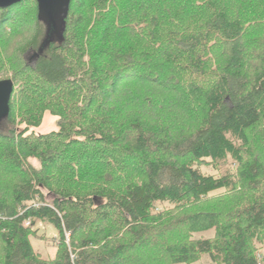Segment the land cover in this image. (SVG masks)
Listing matches in <instances>:
<instances>
[{"label": "trees", "instance_id": "16d2710c", "mask_svg": "<svg viewBox=\"0 0 264 264\" xmlns=\"http://www.w3.org/2000/svg\"><path fill=\"white\" fill-rule=\"evenodd\" d=\"M0 78V264H264V0H24Z\"/></svg>", "mask_w": 264, "mask_h": 264}, {"label": "water", "instance_id": "95a60500", "mask_svg": "<svg viewBox=\"0 0 264 264\" xmlns=\"http://www.w3.org/2000/svg\"><path fill=\"white\" fill-rule=\"evenodd\" d=\"M22 1L24 0H0V9L10 8ZM35 2L39 17L47 24L49 38L58 37L71 0H35ZM12 92V80H0V124L9 116Z\"/></svg>", "mask_w": 264, "mask_h": 264}, {"label": "rangeland", "instance_id": "374dc122", "mask_svg": "<svg viewBox=\"0 0 264 264\" xmlns=\"http://www.w3.org/2000/svg\"><path fill=\"white\" fill-rule=\"evenodd\" d=\"M31 4L33 5L32 2H31ZM24 8H25V10L19 11V15L21 17L28 16V13L31 14V12H30V10L32 8L31 5L26 4V5H24ZM153 11H155V10H153ZM117 35H118V38L122 37V35H120V34H117ZM124 40H128V41H131V42L132 41H136V42H138L139 45H144L146 43L144 40H141L137 36H135L134 38H133V36H130V37L124 38ZM119 41L123 43V41L121 39ZM131 78H133V77H129L128 79H131ZM0 80H4V79L0 78ZM176 118H179V116L176 115L175 119ZM54 130H56V119L51 117L48 113H46L44 115V117H43V121H42L41 126L38 129H36V132L39 133V134H46V133H49V132L54 131ZM32 164L34 166L37 165V163L34 162V161H32ZM231 169L232 168H230V170ZM199 170L201 172H204V173H210V174L216 175V172L212 171L209 168H204L203 167V168H200ZM36 227L38 228L37 238H33L32 239V243L34 245V249L36 250V252H38L42 256H44L46 259L54 258L55 253H56V249H57V247H56L57 242L54 241V243H50V241H52L53 239H57L58 235H57L56 230L53 227H51V226H49L47 224H37ZM203 236L206 237V238H209V237H212V233L211 232L205 233ZM195 238H199V236L195 235ZM194 264H211V263H210V261L208 260L207 257H203L202 260H200V261H198V262H196Z\"/></svg>", "mask_w": 264, "mask_h": 264}, {"label": "built area", "instance_id": "2783aa9c", "mask_svg": "<svg viewBox=\"0 0 264 264\" xmlns=\"http://www.w3.org/2000/svg\"><path fill=\"white\" fill-rule=\"evenodd\" d=\"M69 235L68 234H66V237H68Z\"/></svg>", "mask_w": 264, "mask_h": 264}]
</instances>
